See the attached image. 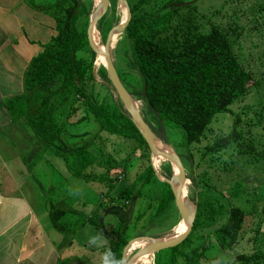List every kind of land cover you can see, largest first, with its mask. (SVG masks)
Instances as JSON below:
<instances>
[{
    "label": "rangeland",
    "instance_id": "1",
    "mask_svg": "<svg viewBox=\"0 0 264 264\" xmlns=\"http://www.w3.org/2000/svg\"><path fill=\"white\" fill-rule=\"evenodd\" d=\"M34 1L44 3L53 0ZM84 1L91 4V12L90 15L80 16L77 27L86 34L93 7L98 0ZM130 1L135 5L143 0ZM192 1L159 0L156 7L161 5L162 12H165L175 5L186 6ZM101 3L102 0H99L94 19L100 15ZM164 4L168 6L163 7ZM185 6L180 8L181 13L189 9L195 16L199 14L204 17L201 20L203 28L209 29L215 25L229 33L232 48L241 63L252 73L253 81L243 96L230 103L225 111L215 114L198 143H192L185 149L182 146L181 129L169 123L163 124L166 141L159 140L170 145L185 168L189 179L187 185L191 211L195 207L197 209L198 205L202 206V222L188 235H191V246L201 242L207 244L202 264H239L235 258L237 253H264V0H195L194 6ZM120 7L123 16L125 7L117 0H109L107 10L98 20L101 31L98 30L99 25L95 24L101 35V43L106 42L109 31L120 22ZM27 9L34 17L45 20L42 25L45 31L37 29V35L42 42L46 41L44 36L48 32L53 34L52 20ZM90 38L97 47L98 39L94 30ZM109 53L122 85L131 95L133 90L140 88V80L128 68L131 39L124 31L119 33L118 41ZM96 56L94 60L91 59V48L85 38V44L77 52V57L82 62L84 73L93 75L94 80L86 83V91L99 103L110 107L121 104L107 74V80L99 75L98 70L104 68L106 63L101 60L99 65H95ZM131 97L136 98L133 95ZM137 101L140 102L143 119L155 126L144 104ZM61 111L64 108L57 113L58 124L64 120ZM75 114L71 117L74 119L71 124L63 121L62 134L56 145L63 150L85 146V158L72 163L80 176H75L63 159L55 155L44 153L34 162L38 153L42 152V146L35 139L27 121L22 118L0 129V188L4 193L11 194L21 191L32 206L43 232L42 242H49L56 254L46 264H105L106 257L108 264H113L109 240L116 235L121 223L126 243L135 239L137 241L134 243L140 244L127 254V260L131 263L147 253L142 250L148 245L144 237H164L180 218L174 202L168 212L156 217L165 186H169V177L164 171L168 169L171 175V163L162 161L157 169L160 176L156 177L154 173L149 175L136 185L127 200L116 197L123 186L131 183L144 170L146 157L153 164V155L149 150L147 155L145 151L139 150L132 139L119 138L99 130L92 115ZM236 118V129L240 132L238 141L218 152H209L207 147L216 137L228 134ZM90 156L94 159L92 163L88 162ZM33 164L34 168L30 171ZM190 176H193L194 183ZM238 180L245 187L243 193L236 198L224 197L222 192L225 188ZM110 183L114 184V188L109 191ZM51 203L65 210L59 222L69 227L79 219L93 217L103 208L101 215L96 216L100 220L102 232L98 233L87 221L74 234L57 232L52 228L48 215ZM231 206L245 211L246 226L236 245L230 250H223L217 245L212 231L223 222L227 208ZM35 239L36 235L31 236L29 242ZM126 243L119 248L121 255ZM45 244L44 252L47 254L49 249L48 244ZM155 254L144 264H155ZM117 264H122L121 256ZM258 264L264 262L259 261Z\"/></svg>",
    "mask_w": 264,
    "mask_h": 264
},
{
    "label": "trees",
    "instance_id": "2",
    "mask_svg": "<svg viewBox=\"0 0 264 264\" xmlns=\"http://www.w3.org/2000/svg\"><path fill=\"white\" fill-rule=\"evenodd\" d=\"M21 1L31 10L48 16L53 21L54 31L41 44V51L32 56L24 67L22 90L2 98L10 122L15 124L25 119L35 139L41 144L42 152L38 153L34 162L44 153L55 155L63 159L75 176H80L72 163L76 159L85 158V146L63 150L56 145L62 134L63 121L71 124V120H74L71 117L75 113H81V116L87 113L92 115L99 130L119 138L132 139L137 143V148L147 155L148 147L122 105L110 107L99 103L85 89L86 83L94 79L92 73H84L82 62L77 57V52L85 44V34L78 29L77 21L82 14L90 15L91 4H86L84 0H53L44 3ZM126 1L130 19L124 33L131 39L128 68L140 80V88L133 90L131 95L145 103L155 126L146 122L159 139L166 141L163 124L169 123L181 129L182 146L187 149L192 143L201 140L216 113L225 111L230 103L247 92L253 75L235 54L229 33L215 25L209 29L203 28L201 20L204 17L199 14L195 16L189 9L184 14L180 12V8L183 9L185 5H175L162 12L161 5L156 7L159 0H143L135 5L130 0ZM194 4L195 0L186 6ZM98 30L101 31L100 24ZM92 42L96 45L95 41ZM91 59L94 60L92 51ZM98 73L107 80L103 67H100ZM61 107L64 108V113L60 112L64 120L58 124L57 113ZM237 124L238 118L233 121L228 134L213 140L207 147L208 151L218 152L237 142L240 138ZM93 161L90 156L88 162ZM146 161L144 170L131 183L123 186L116 197L127 200L136 185L153 173L147 157ZM164 172L170 177L168 169ZM189 178L194 183L193 176ZM108 188L110 191L114 184L110 183ZM244 188L242 181L238 180L226 187L222 195L236 198L243 193ZM172 204V191L169 186H165L156 217L168 212ZM102 212L103 208H100L93 217L79 219L70 227L59 222L65 210L54 203H51L48 215L52 228L59 233L74 234L82 229L86 221L101 233L100 220L96 216ZM201 214L202 206L198 205L192 232L202 222ZM246 220L247 214L243 209L228 207L225 219L212 231L217 245L223 250L233 248L243 235ZM123 230L121 223L116 235L109 240L114 256L113 264L120 261L119 248L126 243ZM190 242L191 235L171 250L156 253L155 264H202L207 244L201 242L191 246ZM235 258L239 264H258L259 261L264 262V253H237Z\"/></svg>",
    "mask_w": 264,
    "mask_h": 264
},
{
    "label": "crops",
    "instance_id": "3",
    "mask_svg": "<svg viewBox=\"0 0 264 264\" xmlns=\"http://www.w3.org/2000/svg\"><path fill=\"white\" fill-rule=\"evenodd\" d=\"M27 8L21 0H0V129L12 124L2 98L22 90L24 67L52 35L48 32L43 38L46 41L40 40L37 29L45 31V20L34 17ZM42 237L41 226L22 192L4 193L0 188V264H46L56 254L49 242L45 254Z\"/></svg>",
    "mask_w": 264,
    "mask_h": 264
},
{
    "label": "water",
    "instance_id": "4",
    "mask_svg": "<svg viewBox=\"0 0 264 264\" xmlns=\"http://www.w3.org/2000/svg\"><path fill=\"white\" fill-rule=\"evenodd\" d=\"M117 1L120 3L121 6L125 7L126 18L123 21H120L118 23V25H116L114 28H112L109 31L107 38H106V42L104 43L105 55H106V65L104 68L106 70L107 77L110 80L112 88L115 90L117 96L119 97V100L123 106V109L125 110L126 114L128 115L129 119L131 120V122L136 127L139 134L144 139L150 153L152 155L163 156L165 158V160H168L171 164H175L179 170V175H180V183L178 184V186L174 187L172 185V182H175V176L173 175L172 172H171V175H170L168 182H167V184L169 185L170 190L172 191V194H173V202L175 203V206H176V208L180 214V218L178 221H180V219L185 220V226L179 232L178 240L171 245L165 246V245H163V241H165V239H161V238L154 239V238L144 237L145 239L152 241V243L146 245L145 247H142V250H147V251L151 252L152 254L158 253V252H167V251L171 250V248L182 243L184 241V239L191 232L192 225H193V222L195 219L196 207L193 208L192 211H191V208H190V211H186V212L183 211L184 206L182 203L181 191H182V188L185 186L186 182L187 181L189 182L185 168H184V166H183V164H182V162H181V160L177 154H175L174 152L164 153V152L159 151V149L156 147V143H155L156 140L160 141L158 136L153 132L151 127L148 125V123L143 119V117L139 113V111L133 106L132 97L128 93V91L124 88V86L122 85L120 78L117 75V72L115 70L114 63H113L112 58L110 56V53L108 51V48L110 45L109 44V37H111V33H112L113 29H116V31L118 33L123 32L128 21H129V19H130V10H129L127 1L126 0H117ZM108 5H109V0H102L100 15L94 20L90 19L89 26L86 30V34H85L86 41L89 43L91 51L94 53L95 56L98 53L99 49L91 41L90 37H91V34L93 32L94 23L96 25L98 24L99 18L105 13V11L108 8ZM151 166L153 169V173L156 175V177H159L160 176L159 171H157V169L153 166L152 163H151ZM134 240L135 239H133L130 242H127L126 245L124 246L123 251H122V255H121L122 264H130V261L127 260V249Z\"/></svg>",
    "mask_w": 264,
    "mask_h": 264
},
{
    "label": "bare ground",
    "instance_id": "5",
    "mask_svg": "<svg viewBox=\"0 0 264 264\" xmlns=\"http://www.w3.org/2000/svg\"><path fill=\"white\" fill-rule=\"evenodd\" d=\"M99 7V0L95 3L94 7H93V11H92V15H91V19L93 20L95 17V14L98 10ZM120 11V21H123L126 18V10L123 13L122 16V7L119 8ZM93 30L95 31V34L97 36L98 39V46L97 48L99 49L98 51V55L96 56V62L95 65H99L100 61L103 60L106 63V55H105V48H104V43H101V35L100 33L97 31L96 27H95V23H94V27ZM119 38V33L116 31V29L112 30L111 33V37H109V48L108 51L111 52V50L114 48V46L116 45V42L118 41ZM102 62V61H101ZM138 99H134L132 97V103L133 106L139 111V113L142 115V111H141V106H140V102L137 101ZM145 104V103H144ZM145 109V108H144ZM146 112V111H145ZM156 147L159 149V151L164 152V153H171L172 149L170 147V145L166 144L165 142L162 141H158L156 140ZM165 158L163 156L160 155H153L152 156V161L153 164L155 166L156 169H158V167L160 166V164L162 163V161H164ZM167 161V160H165ZM171 172L173 173V175L175 176V182H172V185L174 187L178 186V184L180 183V175H179V170L177 168V166L175 164H171ZM168 180V179H167ZM189 182L187 181L185 186L182 188L181 194H182V203L184 206V212L186 211H190L191 208V203L188 200V184ZM185 226V220L184 219H180V221H178L173 227L172 229H170V231L161 239H165V241H163V245L168 246L171 245L173 243H175L178 238H179V232L182 230V228ZM147 240L148 244L152 243V241ZM137 240H134L131 245L136 242ZM130 245L129 250H127V254L130 253V251L132 249H135L137 247H139V242L134 243L132 246ZM142 245H144V243H142ZM134 251V250H133ZM141 251V250H140ZM144 255H142L139 259H137L136 261L133 260L130 264H144V263H148L151 259H152V253L147 251V250H143ZM142 253V252H140ZM140 255V254H139Z\"/></svg>",
    "mask_w": 264,
    "mask_h": 264
},
{
    "label": "clouds",
    "instance_id": "6",
    "mask_svg": "<svg viewBox=\"0 0 264 264\" xmlns=\"http://www.w3.org/2000/svg\"><path fill=\"white\" fill-rule=\"evenodd\" d=\"M105 264H108V258L107 257L105 258Z\"/></svg>",
    "mask_w": 264,
    "mask_h": 264
}]
</instances>
